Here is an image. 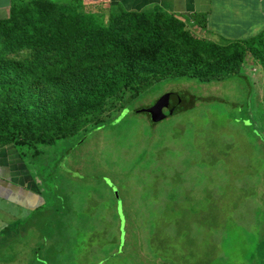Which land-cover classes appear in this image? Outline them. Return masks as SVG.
<instances>
[{
  "label": "rangeland",
  "instance_id": "1",
  "mask_svg": "<svg viewBox=\"0 0 264 264\" xmlns=\"http://www.w3.org/2000/svg\"><path fill=\"white\" fill-rule=\"evenodd\" d=\"M87 11L109 17L102 6ZM187 26L193 31L190 20ZM244 75L251 79L254 102L243 78L213 86H170L155 95L175 90L225 99L209 123L191 127V136L181 128L175 134L161 125L150 129L149 118L134 110L115 132L108 125L76 146L46 149L49 158L69 153L65 170L52 176L71 182L64 205L75 219L70 231L80 242L73 251H59L75 255L66 264H264V74L250 55ZM247 112L259 117L257 127L244 120ZM208 131L215 137L209 138ZM28 162L8 147L0 153V175L18 182L13 170L42 166ZM24 206L0 200V219L7 224L22 220L27 232L22 244L0 250V264H32L39 249L45 230L31 228L37 209ZM37 213L38 223L50 214L46 209Z\"/></svg>",
  "mask_w": 264,
  "mask_h": 264
},
{
  "label": "trees",
  "instance_id": "2",
  "mask_svg": "<svg viewBox=\"0 0 264 264\" xmlns=\"http://www.w3.org/2000/svg\"><path fill=\"white\" fill-rule=\"evenodd\" d=\"M52 5L44 0L15 2L10 18L0 20V153L14 146L22 162L42 165L39 175L38 170L26 172L27 164L14 170L15 183L40 196L31 228L45 231L33 264L73 262L74 254L59 251H73L80 242L70 231L75 219L64 205L71 182L52 178L65 170L69 153L49 158L46 149L76 146L108 125L115 132L128 112L144 108L141 103L146 101L147 108L154 106L160 99L177 105L179 113L161 123L143 114L150 129L161 125L175 134L181 128L191 136V127L209 123L225 99L191 91L172 90L157 99L156 94L170 86L194 82L213 86L243 78L254 102L251 79L244 75L249 55L264 74V32L219 45L194 35L186 22L161 10L113 5L106 20L102 14L86 13L78 0L63 7ZM194 19L199 30L208 31V16L198 14ZM258 118L247 112L244 120L257 127ZM215 135L207 133L209 138ZM41 209L50 214L38 223ZM24 226L17 220L1 229L0 250L13 242L22 244Z\"/></svg>",
  "mask_w": 264,
  "mask_h": 264
},
{
  "label": "crops",
  "instance_id": "3",
  "mask_svg": "<svg viewBox=\"0 0 264 264\" xmlns=\"http://www.w3.org/2000/svg\"><path fill=\"white\" fill-rule=\"evenodd\" d=\"M34 0H0V20L10 18L11 7L15 2ZM52 4L73 2L75 0H44ZM88 9L102 8L112 11L116 5L131 10H161L188 24L195 15L208 16V31H201L195 19L191 22L198 37L218 43V41H245L264 32V0H78ZM53 6V5H52ZM88 12V11H87ZM95 13V12H94ZM11 16V14H10ZM212 18H216L214 24ZM14 174V170H13ZM2 176V175H1ZM0 200L10 203L0 198ZM16 222V221H15ZM13 222V223H15ZM11 224V223H10ZM7 224L0 219V230Z\"/></svg>",
  "mask_w": 264,
  "mask_h": 264
},
{
  "label": "water",
  "instance_id": "4",
  "mask_svg": "<svg viewBox=\"0 0 264 264\" xmlns=\"http://www.w3.org/2000/svg\"><path fill=\"white\" fill-rule=\"evenodd\" d=\"M137 112L138 114L151 116V121L154 123H161L169 116H177L179 110L177 105L160 99L154 106L138 110ZM0 198L18 205H21L22 201L25 205L24 207L34 210L37 206L36 201L40 199V196L24 187L14 184L10 178H5L0 175Z\"/></svg>",
  "mask_w": 264,
  "mask_h": 264
},
{
  "label": "clouds",
  "instance_id": "5",
  "mask_svg": "<svg viewBox=\"0 0 264 264\" xmlns=\"http://www.w3.org/2000/svg\"><path fill=\"white\" fill-rule=\"evenodd\" d=\"M84 11L86 12V13H88V14H102V15H104L105 17H106V20H108V18H107V16L104 14V13H102V12H100V13H93V12H87L86 11V9H84ZM110 14H111V10H109V14H108V16H110ZM184 22V21H183ZM192 22V20H190V23ZM187 24V23H186ZM195 30L193 29V31L192 32H194ZM196 33V32H195ZM197 36H198V34H196ZM200 38V37H199ZM203 39V38H202ZM206 40V39H205ZM208 41V40H207ZM214 43V42H213ZM152 107V106H151ZM141 109H145V108H141ZM141 109H138V110H141ZM137 110V111H138ZM136 111V112H137ZM138 113V112H137ZM140 115H143V114H140ZM14 174H15V172H14ZM13 182V181H12ZM14 184H16L15 182H13ZM17 185H19V184H17ZM20 186V185H19ZM41 241H42V238H41ZM40 244H41V242H40ZM33 264V263H32Z\"/></svg>",
  "mask_w": 264,
  "mask_h": 264
},
{
  "label": "flooded vegetation",
  "instance_id": "6",
  "mask_svg": "<svg viewBox=\"0 0 264 264\" xmlns=\"http://www.w3.org/2000/svg\"><path fill=\"white\" fill-rule=\"evenodd\" d=\"M38 200H39V199H38ZM38 200H37V201H38Z\"/></svg>",
  "mask_w": 264,
  "mask_h": 264
}]
</instances>
